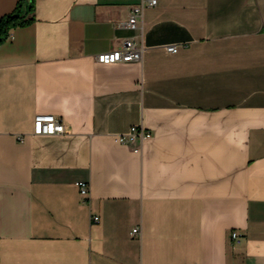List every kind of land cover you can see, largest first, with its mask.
<instances>
[{"label":"crops","instance_id":"1","mask_svg":"<svg viewBox=\"0 0 264 264\" xmlns=\"http://www.w3.org/2000/svg\"><path fill=\"white\" fill-rule=\"evenodd\" d=\"M140 1L36 0L0 43V264H264V0H158L132 30ZM132 36L142 60L97 61Z\"/></svg>","mask_w":264,"mask_h":264},{"label":"built area","instance_id":"2","mask_svg":"<svg viewBox=\"0 0 264 264\" xmlns=\"http://www.w3.org/2000/svg\"><path fill=\"white\" fill-rule=\"evenodd\" d=\"M158 4V0H141L139 3L132 6L129 17L125 22V26L132 30H139L142 28L143 14L146 7H153ZM145 44L140 41L137 36H132L123 41V43L112 50L99 53L97 55V61L101 63H118V62H130L142 60ZM167 50L172 53H176L179 50L177 44L167 45ZM65 132V124L63 119L55 114L51 113H38L35 116L34 121V133L35 134H62ZM152 136V132L146 129L143 125H132L127 132L117 134V140L133 145L137 140L141 143ZM80 192L85 199L90 197V183L88 181L80 180L77 182ZM93 220L99 221L100 215H93ZM139 232L138 227L134 228L132 234ZM232 238H239L238 231H232Z\"/></svg>","mask_w":264,"mask_h":264},{"label":"trees","instance_id":"3","mask_svg":"<svg viewBox=\"0 0 264 264\" xmlns=\"http://www.w3.org/2000/svg\"><path fill=\"white\" fill-rule=\"evenodd\" d=\"M36 0H19L14 10L0 19V43L6 41L12 29L35 20Z\"/></svg>","mask_w":264,"mask_h":264}]
</instances>
